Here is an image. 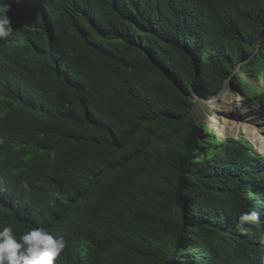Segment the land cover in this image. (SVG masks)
<instances>
[{
  "label": "trees",
  "instance_id": "obj_1",
  "mask_svg": "<svg viewBox=\"0 0 264 264\" xmlns=\"http://www.w3.org/2000/svg\"><path fill=\"white\" fill-rule=\"evenodd\" d=\"M0 226L63 236L56 264H264V153L195 97L264 108V0H0ZM246 73L249 77L244 76ZM27 184V187L24 185Z\"/></svg>",
  "mask_w": 264,
  "mask_h": 264
},
{
  "label": "clouds",
  "instance_id": "obj_2",
  "mask_svg": "<svg viewBox=\"0 0 264 264\" xmlns=\"http://www.w3.org/2000/svg\"><path fill=\"white\" fill-rule=\"evenodd\" d=\"M8 5L0 7V37L11 31V20L7 15ZM27 187V184L24 185ZM251 225L264 231L260 213L256 209L244 212L234 222L235 230L247 234ZM65 247L63 236L55 235L43 227H33L19 236L11 225L0 226V264H56Z\"/></svg>",
  "mask_w": 264,
  "mask_h": 264
},
{
  "label": "rangeland",
  "instance_id": "obj_3",
  "mask_svg": "<svg viewBox=\"0 0 264 264\" xmlns=\"http://www.w3.org/2000/svg\"><path fill=\"white\" fill-rule=\"evenodd\" d=\"M243 75L249 77L246 73H244ZM256 83L258 86L263 87L264 79L262 77H259L256 80ZM195 100L196 105L194 107V113L197 117L198 123L201 124L202 122H207L209 124L208 128L213 131L212 133L216 135L219 141L226 142V139L229 137L247 138L250 139V142L253 145L252 150L254 152H263L261 151L259 145L255 142V140L245 130L240 128V124H235V126L231 127L228 123H225L226 118L234 119L236 121H239L240 123H243L241 122L243 120V117H240V115H242L241 111L243 110L248 111V114L245 115H249L251 119L254 120L257 124L264 125V115L262 114L264 109L260 105L248 106L243 101V96L239 94L234 88L233 82L231 80L229 81L228 92L221 95L215 105L211 106L203 99L197 98V96L195 97ZM236 100H238L237 106L239 107V109H235L234 107L236 105ZM208 112L214 114L219 113L221 123L213 124V122L208 119Z\"/></svg>",
  "mask_w": 264,
  "mask_h": 264
},
{
  "label": "water",
  "instance_id": "obj_4",
  "mask_svg": "<svg viewBox=\"0 0 264 264\" xmlns=\"http://www.w3.org/2000/svg\"><path fill=\"white\" fill-rule=\"evenodd\" d=\"M230 80H231L230 78L227 79L225 84H224V87L218 93L213 95L211 98L201 97V96H197V98H201L207 103H208V101H209V103H211V101L218 100L221 95L226 94L228 92ZM195 105H196V103H195ZM195 105H194V107H195ZM193 113H194V108H193ZM199 126H200V124L198 123L197 117H196V123L194 124L192 131L187 138V143H186L187 149H186L184 156L181 159L180 167H179L180 175H179V182H178V186H177V190H176V194H175V204L179 208L180 212L182 213L183 223H184L183 229L178 236V246L179 247L181 246L182 236H183L184 230L187 226V223H186L187 205H186V201L183 197V190L185 188V176L189 173V169L191 166V155H192V153L195 150L196 145H197Z\"/></svg>",
  "mask_w": 264,
  "mask_h": 264
},
{
  "label": "bare ground",
  "instance_id": "obj_5",
  "mask_svg": "<svg viewBox=\"0 0 264 264\" xmlns=\"http://www.w3.org/2000/svg\"><path fill=\"white\" fill-rule=\"evenodd\" d=\"M237 101L238 100H236V105L234 104L235 109L236 108L239 109V107L237 106ZM216 103H217V100L211 101V103H209V101H208V104H210L211 106L215 105ZM241 114L242 115H240V117H243V120L241 122H243V123H240L239 121H236L234 119H229V118L225 119V123H228L231 127L235 126V124H240V128L245 130L255 140V142L259 145L261 151H263L262 153H264V125L263 124H260V125L257 124L254 120L251 119V117L249 115H245V114H248V111L242 110ZM262 114L264 115V110H263ZM208 119L210 121H212L213 124L214 123L215 124L221 123L219 113L214 114V113L208 112Z\"/></svg>",
  "mask_w": 264,
  "mask_h": 264
}]
</instances>
